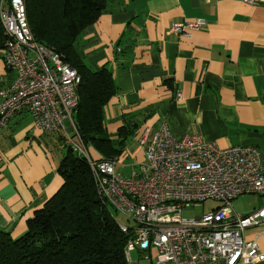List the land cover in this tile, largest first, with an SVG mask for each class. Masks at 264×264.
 I'll list each match as a JSON object with an SVG mask.
<instances>
[{
	"label": "crops",
	"instance_id": "obj_1",
	"mask_svg": "<svg viewBox=\"0 0 264 264\" xmlns=\"http://www.w3.org/2000/svg\"><path fill=\"white\" fill-rule=\"evenodd\" d=\"M199 20L203 28L189 27ZM176 25L186 28L175 33ZM75 48L92 70L107 67L113 73L118 91L105 108L112 138L124 117L139 125L138 141L166 124L177 138L196 135L222 149L258 147L264 166V3L116 0L82 32ZM9 75L0 50V86L12 82ZM31 120L16 115L0 134V229L14 239L63 184L62 150ZM141 150L130 164L122 162L132 157L130 151L121 155L128 175L144 162ZM90 155L99 159L94 151ZM254 196L261 199L239 214L264 207V195Z\"/></svg>",
	"mask_w": 264,
	"mask_h": 264
},
{
	"label": "built area",
	"instance_id": "obj_2",
	"mask_svg": "<svg viewBox=\"0 0 264 264\" xmlns=\"http://www.w3.org/2000/svg\"><path fill=\"white\" fill-rule=\"evenodd\" d=\"M0 20L7 37L5 66L14 75L11 83L0 86V134L16 115L27 114L34 129L63 137L76 155L86 159L99 201L132 223L118 222L125 235L132 234L125 248L128 262L139 248L158 251V264H264V207L242 215L233 206L240 197L264 195L258 147L222 149L196 135L177 138L163 124L139 139L144 162L124 175L117 169L121 157L97 161L84 145L73 118L81 77L35 40L25 0H2ZM188 25L200 29L205 22ZM184 28L176 25L173 32ZM207 203L213 204L208 212ZM186 208L195 209L190 218L183 217Z\"/></svg>",
	"mask_w": 264,
	"mask_h": 264
},
{
	"label": "trees",
	"instance_id": "obj_3",
	"mask_svg": "<svg viewBox=\"0 0 264 264\" xmlns=\"http://www.w3.org/2000/svg\"><path fill=\"white\" fill-rule=\"evenodd\" d=\"M115 1L25 0L35 40L58 54L81 77L73 118L90 154L94 151L99 155L97 161L121 157L139 129L124 117L116 138L111 137L105 108L118 91L113 73L107 67L92 70L75 48L82 32L97 23ZM6 41L0 20V50L4 51ZM48 137L52 145V136ZM55 145L63 154L58 166L62 187L27 221L23 236L14 239L0 229V264H129L125 248L132 234L121 231L111 206L97 198L88 161L76 155L61 136Z\"/></svg>",
	"mask_w": 264,
	"mask_h": 264
},
{
	"label": "rangeland",
	"instance_id": "obj_4",
	"mask_svg": "<svg viewBox=\"0 0 264 264\" xmlns=\"http://www.w3.org/2000/svg\"><path fill=\"white\" fill-rule=\"evenodd\" d=\"M10 73V72H9ZM12 75V73H10ZM11 75H9L11 77ZM27 115V114H24ZM28 117V116H27ZM32 119V118H31ZM32 121V120H31ZM65 126L68 130H70L69 127V123L65 122ZM57 137H50L51 141H55L57 142ZM137 138L135 136H133L125 149V152L130 151V155L131 156H127L122 162L130 164V160L133 159H138L139 157H141L142 155V150L141 147L139 145L138 140H136ZM121 169H123V167H118V170L120 171ZM124 175H128V170L123 169ZM261 197L260 196H254V195H250V196H244L241 197L239 200H235L233 202V206L235 208V210L239 213H244L247 212L248 210H250L256 201L260 200ZM212 203H207L205 204V210L208 212L211 210L212 208ZM111 212L113 214V216L116 218V220L118 222L127 224V225H131L132 223H129L127 221V219L121 215L119 212H117L113 207H111ZM195 212L194 208H186L183 211V217L184 218H190ZM131 261L129 262V264H158L157 263V256H158V251L156 250H148V251H142L139 248H137L134 252H132L131 254Z\"/></svg>",
	"mask_w": 264,
	"mask_h": 264
}]
</instances>
